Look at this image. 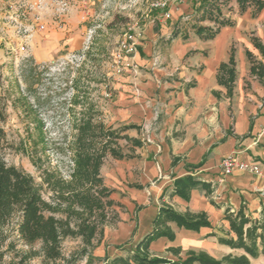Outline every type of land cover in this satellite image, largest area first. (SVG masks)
Masks as SVG:
<instances>
[{"label":"trees","instance_id":"16d2710c","mask_svg":"<svg viewBox=\"0 0 264 264\" xmlns=\"http://www.w3.org/2000/svg\"><path fill=\"white\" fill-rule=\"evenodd\" d=\"M234 5L239 15L250 10L251 17L256 18L264 9V0H200L191 15L178 21L186 20L190 31L200 39H211L221 28L234 25L230 16ZM204 21L209 23L203 24ZM178 24L170 40L188 38L187 32L182 33ZM251 42L264 60V46L259 39L252 37ZM246 57L250 63L249 74L264 83L262 61H257L249 51H246ZM236 79L235 50L231 47L228 61L219 64L216 74L218 85L226 89L229 99L234 95ZM78 81V78L71 81L73 93L69 101L80 110L72 117L71 168L66 178L46 161L48 148L44 122L29 99L22 96L18 84L15 83L17 96L11 97L6 90L0 95V264H32L35 259H39L40 264H78L84 260L86 264L95 261L100 264H250V258L264 257V222L252 220L244 206L236 211L225 209L223 220L228 222L229 229L224 237H218V241L232 249H242L245 254L215 259L207 253L191 251L184 259L176 261L152 255L149 252L152 241L174 239L169 223L191 231L211 227L205 212H178L168 205L159 207L152 220V230L136 244L126 248L130 243L127 241L114 246L122 255L94 257V250L104 239L105 227L116 226L121 221L116 208H123L111 198L115 190L104 184L101 167L107 157L117 161L138 159L135 151L144 147L145 141L128 134L130 130L140 134V125L131 123L114 127L104 124L96 105L77 91ZM91 81L95 82L88 77V84ZM194 86V81L185 85L186 88ZM215 96L218 95L215 93ZM9 107L27 119L25 136L17 142L10 140L4 129ZM120 141L126 143V151ZM10 153L28 157L39 172L40 183L21 167L9 164L6 156ZM179 160L180 157L172 156L171 165ZM203 162L204 159L196 165L185 164V169L193 172ZM131 187L142 188L137 184ZM192 189L209 194L212 185L186 174L173 179L170 194L188 201ZM142 208L136 206L135 213ZM66 238L80 241L79 248L67 257L62 253V242ZM168 251L176 256L180 253L179 248Z\"/></svg>","mask_w":264,"mask_h":264},{"label":"crops","instance_id":"0c3cea01","mask_svg":"<svg viewBox=\"0 0 264 264\" xmlns=\"http://www.w3.org/2000/svg\"><path fill=\"white\" fill-rule=\"evenodd\" d=\"M186 2L169 7L171 19H179L193 12ZM230 16L234 25L221 28L211 39L202 40L191 31L185 40L177 37L163 44L172 50L177 66L175 80L160 82L159 78L170 75V72L158 70L153 77H142L143 81L130 78L134 86L139 85L148 93L150 91L149 94L157 88L163 90L165 117L161 124L162 134L156 139L157 142H154L152 135L149 143L136 149L139 160L125 161V168L129 171L138 167L139 176L135 182L142 188L126 189L124 194L128 213L121 217L118 228L113 227V241L104 238L94 250V257L122 255L114 246L130 241L126 245L130 248L148 234L160 206L168 205L178 212H205L211 225L210 228L191 231L169 223L175 234L174 239L152 241L149 252L172 261L184 259L191 251L204 252L215 259L245 254L242 249H232L218 241V237H224L229 229L228 222L223 220L226 208L236 211L244 206L245 213L252 220L264 222V83L249 74L250 63L246 57V51H249L264 65V60L251 42V38L256 37L264 46V9L256 18H252L250 10L239 15L235 7ZM161 28L160 36L165 39L174 29L169 28L170 31L166 32L163 30L168 28ZM56 34L65 35L61 32ZM231 47L235 50L237 79L234 95L229 99L226 89L218 85L216 74L219 64L228 61ZM140 51L146 52L143 43ZM133 60L141 67H148L151 62L141 58L138 53ZM192 81L195 86L186 88L185 85ZM172 88L173 93L167 94L166 91ZM131 91L139 93L135 88H131ZM140 94L145 96L143 92ZM131 99L133 102L143 101L140 106L132 108L141 114L137 124L147 127L153 120L149 105L156 98L146 101L132 96ZM132 119L137 120L135 117ZM229 155L240 161L258 163L260 174L235 171L223 177L218 165L223 157ZM172 156L180 157L174 166L171 165ZM203 159L200 168L187 172L185 164L196 165ZM186 174L210 183L211 192L206 194L200 189H192L188 201L171 195L173 179ZM136 206L143 208L135 213ZM108 227L104 229L105 234ZM170 248H179V255L169 252ZM81 264H86V261H81ZM93 264L100 263L95 261ZM250 264H264V257L250 258Z\"/></svg>","mask_w":264,"mask_h":264},{"label":"rangeland","instance_id":"374dc122","mask_svg":"<svg viewBox=\"0 0 264 264\" xmlns=\"http://www.w3.org/2000/svg\"><path fill=\"white\" fill-rule=\"evenodd\" d=\"M158 1L0 0V95L6 90L11 97L17 96L15 83L18 84L22 96L29 99L44 122L48 148L46 161L56 167L63 177L68 176L71 168L72 117L80 110L71 106L69 101L74 78L79 79L77 91L96 105L101 112L100 119L107 126L140 122L141 114L132 107L140 106L143 101L133 102L132 96L146 101L156 98L149 105L153 120L147 127L142 126L140 134L135 130L128 131V134L142 138L145 144L149 143L152 135L154 142L161 137V124L165 117L163 90L157 88L149 94L150 91L148 93L139 85L134 86L130 78L143 81L144 76L153 77L158 70L170 72V75L159 78L160 82L175 80L177 66L172 50L163 45L170 41L171 34L167 39L162 38L160 30L165 26L168 30L163 31H170L169 28L179 23L182 33L187 32L188 35L191 31L186 20L178 21L181 17H165L170 6L179 4L169 1L164 9L153 8L152 5ZM199 1L187 0L186 3L194 10ZM57 32L65 35H58ZM127 34L134 35L136 39V52L133 54H126L121 46ZM141 43L146 46L145 53L140 51ZM137 53L151 61L148 67L138 66L133 60ZM127 62L135 64L137 69L134 71L125 67ZM88 77L95 82L88 84ZM131 88L139 93L132 92ZM173 91L174 88L166 93ZM142 92L144 97L140 94ZM7 112L4 129L9 139L17 142L25 136L27 119L11 107ZM134 117L137 122L132 119ZM120 145L124 151L127 150L124 141H120ZM6 160L21 167L40 183L39 172L28 157L10 153ZM134 169L129 171L125 168V161L107 157L100 170L104 184L115 190L111 198L123 206L116 208L120 220L128 213L124 193L128 187L137 184L138 167ZM120 223L117 227L109 226L104 238L113 241V227L118 228ZM79 246L78 239L66 238L62 242V253L67 257ZM32 264H40V260L35 259Z\"/></svg>","mask_w":264,"mask_h":264},{"label":"built area","instance_id":"2783aa9c","mask_svg":"<svg viewBox=\"0 0 264 264\" xmlns=\"http://www.w3.org/2000/svg\"><path fill=\"white\" fill-rule=\"evenodd\" d=\"M169 1L175 4H182L186 0H160L157 3L153 4L152 7L155 9H164L168 7ZM165 17H169V14H165ZM136 39L132 34H127L124 36L123 41L121 42V46L124 49L126 54H133L136 52ZM125 67L131 68L132 70H136L137 66L131 62L125 63ZM262 133H264V128L262 129ZM220 174L223 177L232 175L235 171H243L250 173L252 175L260 174V165L256 162H245L238 160L237 157L232 155L223 157L218 165Z\"/></svg>","mask_w":264,"mask_h":264}]
</instances>
